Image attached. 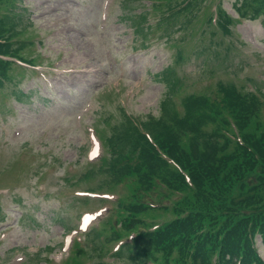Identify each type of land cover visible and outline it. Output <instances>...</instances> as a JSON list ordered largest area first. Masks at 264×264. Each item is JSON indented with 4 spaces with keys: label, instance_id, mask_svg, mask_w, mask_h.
Masks as SVG:
<instances>
[{
    "label": "rangeland",
    "instance_id": "rangeland-1",
    "mask_svg": "<svg viewBox=\"0 0 264 264\" xmlns=\"http://www.w3.org/2000/svg\"><path fill=\"white\" fill-rule=\"evenodd\" d=\"M11 1L0 2V16L21 21L12 35L4 28L36 68L14 63L0 88V264H79L69 255L76 242L72 254L106 243L115 203L105 201L133 199V185L112 189L98 170L105 139L126 116L161 118L165 99L182 116L185 97L218 100L219 84L264 91V16L238 19L235 0H200L179 13L187 0ZM217 4L233 19L228 34L214 26ZM88 169L94 175L79 180ZM168 209L144 214L165 223ZM115 227L124 238L82 264H133L126 252L114 255L129 236ZM88 230L101 236L80 243ZM255 246L264 261V242Z\"/></svg>",
    "mask_w": 264,
    "mask_h": 264
},
{
    "label": "trees",
    "instance_id": "trees-1",
    "mask_svg": "<svg viewBox=\"0 0 264 264\" xmlns=\"http://www.w3.org/2000/svg\"><path fill=\"white\" fill-rule=\"evenodd\" d=\"M197 1H183L174 10L196 8ZM234 3L238 19L264 16V0ZM215 10L214 26L228 34L232 17L219 4ZM138 15L137 31L145 18ZM8 16H0V88L11 80V59L35 66V59L17 54L22 43L15 47L7 34L12 35L10 27L21 20L10 24ZM171 82V86L180 83L178 78ZM218 93V100L185 97L180 103L182 116L165 99L161 118L143 122L126 116L113 129L104 142L108 156L101 159L98 170L108 177L112 189L133 185V199L122 201L117 196L102 251L70 253L77 263L101 257L107 242L121 241L117 223L129 236L114 255L118 258L126 252L133 264H264L255 247L257 237L264 242V91L257 85L241 94L233 86L219 84ZM0 96L4 97L1 90ZM93 170L79 180L92 177ZM165 192L172 200L164 198L163 203ZM154 208L168 209L174 218L160 223L144 214ZM121 210L125 216L120 218ZM95 236L99 238L101 232L88 241Z\"/></svg>",
    "mask_w": 264,
    "mask_h": 264
}]
</instances>
